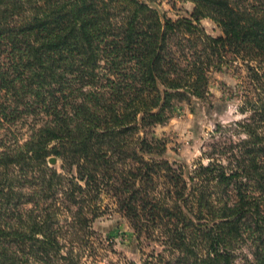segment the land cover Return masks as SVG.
<instances>
[{"label": "trees", "instance_id": "16d2710c", "mask_svg": "<svg viewBox=\"0 0 264 264\" xmlns=\"http://www.w3.org/2000/svg\"><path fill=\"white\" fill-rule=\"evenodd\" d=\"M160 1L0 0V65L24 56L0 68L2 98L44 107L23 144L0 152V264H93L92 226L108 212L162 248L141 264H236L246 239L264 264V0H165L193 6L177 20ZM229 56L255 86L249 116L216 125L236 140L210 147L207 164H170L152 129L176 103L205 102L207 74ZM116 58L135 74L105 85Z\"/></svg>", "mask_w": 264, "mask_h": 264}, {"label": "rangeland", "instance_id": "374dc122", "mask_svg": "<svg viewBox=\"0 0 264 264\" xmlns=\"http://www.w3.org/2000/svg\"><path fill=\"white\" fill-rule=\"evenodd\" d=\"M157 9L169 19L177 20L189 18L193 6L187 3L176 4L175 7H172L167 1L162 0L157 5ZM200 25L205 33L213 38L221 35L218 28L208 20L201 21ZM23 59L22 53L5 56L1 60L0 68L5 69L7 67L5 64L9 62L18 65V69H20ZM115 60L119 68L114 67V70L110 69L109 72H101L103 77L101 82L105 85L112 86V83L109 84L108 81L124 84L135 74V67L129 65L126 60L119 58ZM207 77L209 95L205 102L176 103L167 122L152 129V135L165 143L164 158L170 164L185 165L188 168L199 161L207 164L203 153L209 152L213 145L222 148L229 143L230 139L236 140L231 131L225 130H228L231 124L249 116L240 112L245 98L251 96L255 88L245 64L240 61L234 63L232 57L229 56L223 61V64L213 67ZM69 92L70 90H66V94ZM3 95L4 93L1 92L0 152L23 144L29 137L31 129L40 125L42 115L38 113L44 110V107L34 100H31L32 102L28 105H19L18 107L14 104H6V99L2 98ZM62 104V102H58V109H64ZM4 105L10 106L4 110ZM32 108L37 110V114L31 112ZM216 125L226 129L215 134ZM51 166L60 171L59 161ZM108 203L109 201L106 199L104 204ZM36 204L41 207L40 203ZM31 207L30 205L20 207L18 211L25 212ZM3 219H7L10 223L9 217L4 216ZM92 227L103 243L96 251L93 264H141L147 257L156 256L162 251V248L154 242L137 239L128 222L117 213L108 212L97 219ZM252 246L250 239H246L237 251L236 264L252 263ZM106 247L109 249L106 250Z\"/></svg>", "mask_w": 264, "mask_h": 264}, {"label": "water", "instance_id": "95a60500", "mask_svg": "<svg viewBox=\"0 0 264 264\" xmlns=\"http://www.w3.org/2000/svg\"><path fill=\"white\" fill-rule=\"evenodd\" d=\"M55 162H56V161H55V159H54V158H51V159L49 160V164H50V165H54V164H55Z\"/></svg>", "mask_w": 264, "mask_h": 264}]
</instances>
